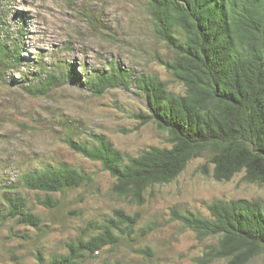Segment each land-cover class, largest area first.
<instances>
[{
  "label": "rangeland",
  "instance_id": "obj_1",
  "mask_svg": "<svg viewBox=\"0 0 264 264\" xmlns=\"http://www.w3.org/2000/svg\"><path fill=\"white\" fill-rule=\"evenodd\" d=\"M0 41L9 51L19 48L21 60L7 70L0 64V205L3 193L10 194L7 188H16L11 193L24 197L27 209L41 219L38 227L17 219L0 221V264H35L41 256L48 263L54 255L66 254L77 238L96 234L87 230L90 222L101 224L118 209L139 216L134 234L80 264H200L206 246L215 240L186 228L174 211L208 217V205L217 200H264V186L243 182L242 174L216 182L201 168L206 158H198L172 183L149 189L143 205H131L110 194L114 181L98 162L64 143L68 133L83 142L104 135L131 156L168 146L153 122L140 125L133 116L148 111L136 76L157 77L172 92L183 93L158 61L172 55L153 34L146 0H0ZM112 66L133 75V82L93 96L86 81ZM65 69L76 71L80 84L63 79L46 96L25 90ZM61 163L92 181L54 195L58 205L48 209L39 203L45 195L25 189L21 179ZM250 264H264V257Z\"/></svg>",
  "mask_w": 264,
  "mask_h": 264
},
{
  "label": "trees",
  "instance_id": "obj_2",
  "mask_svg": "<svg viewBox=\"0 0 264 264\" xmlns=\"http://www.w3.org/2000/svg\"><path fill=\"white\" fill-rule=\"evenodd\" d=\"M146 1L153 34L172 55L158 61L183 93L172 92L157 77L136 76L134 83L148 111L133 116L140 125L153 122L165 134L168 146H153L131 156L104 135H91L89 142H83L68 133L64 143L74 153L98 162L114 181L110 194L131 205H143L149 189L172 183L198 158H206L201 168L216 182H230L242 174L243 182L264 186V0ZM20 62V49L9 51L0 41L4 69L16 68ZM65 70L59 75L49 73L25 90L46 96L63 79L80 84L76 71ZM132 76L112 66L108 72L94 73L85 85L93 96L101 97L108 88H129ZM21 181L25 189L43 193L45 199L39 203L53 209L58 205L54 195L92 180L61 163L30 171ZM10 189L16 188L3 193L0 221L17 219L38 227L41 219L27 209L24 197ZM207 209L208 217L174 211L186 228L215 240L206 246L200 264H250L264 257V200H217ZM138 219L115 210L101 224L89 223L87 230L96 234L77 238L67 245L66 254L54 255L48 263L41 256L35 264H80L131 237Z\"/></svg>",
  "mask_w": 264,
  "mask_h": 264
}]
</instances>
